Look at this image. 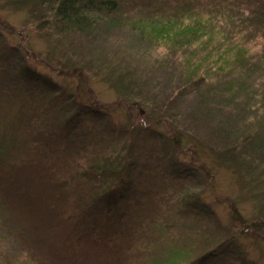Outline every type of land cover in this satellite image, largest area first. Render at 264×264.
<instances>
[{"label": "rangeland", "instance_id": "rangeland-1", "mask_svg": "<svg viewBox=\"0 0 264 264\" xmlns=\"http://www.w3.org/2000/svg\"><path fill=\"white\" fill-rule=\"evenodd\" d=\"M122 1L117 9L119 18L115 21V25L110 26V24L114 23L111 22L112 20H110V24H104V21H97L95 27L87 32L86 30H81V28L61 30L59 28L60 24L58 25V22L54 24L53 20L51 21L52 23L45 24L43 28L42 23L44 20H49L48 18L50 17L46 18L49 15L48 5L43 6L42 0H0V56L8 57V59L10 55L15 56L11 65L10 63L7 64L8 59H4L5 64L0 62V68L7 71L6 76L0 74V128L6 124L7 127H14L7 129L10 135L13 132L15 135H19L22 133H20V128L14 126L15 122L27 123V130L35 126L41 130L45 125L51 126V122L55 119L59 120L62 118L65 120L70 119V117L74 119L76 116L78 119H76L74 123L76 126L73 128H78L76 134L79 136L86 125L99 128L104 126L106 122L111 121L119 133L91 147L88 155L86 154L87 157L80 161L81 171L94 162H101L107 158L115 162L117 157L119 158L129 153V143L134 144L133 153H136V151L137 153H142L143 158H151L152 162L157 164L153 168L154 165L149 160V176H144L146 179L141 184L142 188L138 190V192L143 190L145 192L144 196H148V200H143V205L147 206L149 197L156 198L161 192L166 198L164 202H161V210L159 212L149 213V208L143 210L139 223L145 220L148 223L151 221L159 223L162 220H167L169 228L167 233L172 234L180 245L182 243L188 246L194 245L192 249L195 251L207 245L203 243L200 244V247H197L194 243V239L196 240L205 229L211 230V233L208 234L212 240L211 242L214 244L219 243V245L223 242H228L229 234L236 235L235 241L240 244L241 255L238 257L233 254L232 258L264 264V255L260 252L264 249V238L259 237L260 234L264 235V207L260 209L261 203L264 205V163L257 165L258 167L255 168L254 173L251 175L253 176L252 180L245 171L234 172L223 165L214 169L210 166L212 164L215 165V161L212 154L208 152L210 151L208 147L217 150L220 143H222V139L215 140L217 144L211 139L212 142L208 143L209 145L206 144L207 151L205 146L199 148L200 152L196 157L197 164L201 163L209 167L210 171L212 169L216 191L208 188L207 184L202 183L205 180V173L196 166L197 164L194 165L192 160L195 159L189 151L180 156L173 148L165 146L164 140L166 139L164 137L166 136L164 132H166V125L161 123L162 119H158L163 117V113L158 110V107L156 110L159 114L151 115L148 120V122L150 120L154 122V124L151 123L153 125L150 127L153 132L147 134L149 138L139 139L134 137L136 134L133 137L129 136V130L127 131L129 127H126V125L129 121L133 125H142V121L144 122V119L148 118L146 117L148 116L146 109L142 106L141 108L138 106L133 108L124 104L122 100L118 99V90L113 88V84H111L112 82L117 83L119 80L120 83L122 82L121 86L124 87L123 83H127V81H122L121 74H125L127 70H137L138 80L144 82L142 84V87H144L142 88L143 92L146 93L148 89L153 90L149 91V96L155 98L156 102L160 104L165 94L171 91L173 84L160 71L156 60L160 62L161 59H166L171 70H180L181 68L180 62L184 51L165 49L160 45L152 46L149 43V39L139 34V27L136 26L137 24H133L132 19L146 17L155 12L158 14L162 12V15L170 14L179 5L185 4L183 6H186L188 2H192L193 8H196L195 11L198 12H203L204 10L214 11L217 8L227 11L231 8L238 9L235 6L237 5L246 17L249 16L251 18V13L245 9L247 7L250 8L249 5H252V9H257L264 13V0ZM259 15L261 14L259 13ZM41 17L43 20L40 19ZM219 22L224 23L223 27L229 29L230 32H234L233 26L242 27V35L237 37L234 33L231 38L236 41L240 40L241 46L247 47L249 54L255 56V58L261 55L264 50V26L260 27L259 31L256 26L253 27L247 24L246 21L244 22L243 17H240V21H236L233 26L224 19H219ZM139 48H141L139 54H135ZM22 65L27 67L30 73L40 78V81H36V84H33L31 88L17 79V75L20 73L18 71ZM57 68L59 71H56ZM107 72H109L110 77L106 79L104 73ZM125 76L133 77L130 74H125ZM209 77L208 82L216 79L213 75ZM224 79L225 77L219 80L222 81ZM219 80L217 79L216 83ZM42 82L47 83V88ZM151 92L152 95L154 94L153 96L150 95ZM88 96L96 97L98 103L100 102L107 106L103 107L102 113L104 114L101 113L99 118L90 119L84 110H80L83 108L80 105L88 103ZM195 99V97L189 95L180 101L174 99L172 103H167L165 107L176 102L174 104L176 109L174 108V110L182 113L181 116H183V118H180V125L184 122V124L196 125L197 128H199L198 124H202L204 127L208 126V123L212 122L214 118L212 111L209 110L205 114L200 109H196ZM76 101L78 102L75 104ZM237 101L245 102L249 107H252V112L244 115L246 117L244 119L253 123L251 130L253 131L254 129L264 141V116H262L261 103L258 101L254 102L248 97H241L235 100L236 103ZM212 104L215 103L211 102L207 105ZM222 105H227V107ZM222 105L219 108L224 113L221 116L224 122L216 123L213 128L225 131L226 127L221 122L227 128H231V119L236 114L234 113V108L230 109L228 103ZM19 106L22 107V111L27 112V122L23 119L12 117V114L20 111ZM186 112L191 117L185 115L187 114ZM237 118L240 117L237 116ZM154 119L156 120L154 121ZM193 119L194 122H192ZM156 121L160 124H157ZM143 128L145 127L142 125ZM195 133L200 135L197 131ZM221 135L225 136V133L222 132ZM125 144L127 145L126 150L124 148ZM35 145V142L27 144L25 147L22 145L18 151H15L16 155L24 153L26 161L16 162L15 160L22 172L18 177L15 176L14 184L10 185L14 186L16 190V188H21L23 183L24 190L30 192V194L27 198L18 196L20 199L15 202L16 206L21 209L19 210L18 218L23 219L24 222L22 224L19 220L21 226L18 229L16 227L12 228V231H15L14 236L8 232L11 227L5 226L0 221V264H68L67 262L71 260L61 261L63 256L56 254L62 250L59 244L62 228L60 230V227H55L49 231L48 229H40V227H46L51 225V222L59 221L61 218L59 209H63V204H66V195H68L71 203V206L68 205L66 208L77 210L84 204L85 196L87 194L92 195L93 187L98 184H86L82 182V179L81 182L71 184L68 194H66L68 189L64 192V190L53 188V183L56 179L61 180L68 174L69 170L67 168L70 166V161L67 162V166L66 163H62V160L67 161V154L63 156L60 162L54 159L46 160L45 158L47 157L43 156L31 161L30 154L32 153V147ZM23 147L26 148L24 151ZM123 148L124 154L123 151L121 152ZM80 152L82 157H84L85 152ZM141 160L143 159L141 158ZM9 163L13 164L14 161ZM22 165L23 168L21 167ZM233 172L234 174H232ZM239 176H244V178L239 179ZM204 184L207 187H204ZM77 188H79V192H77ZM237 189L239 190L238 198L236 194H233L237 192ZM217 193L229 194L237 199L238 206L241 209L240 220L255 223L245 234V237H240L236 233L243 228L247 229L246 225L239 224L238 226L235 222L232 224V228H234L232 232L224 230L232 216L227 212L226 203L216 196L218 195ZM196 194L202 198L200 200L203 201L202 205L205 204L204 207L207 203L212 207L209 213L204 211H201V214L192 212L194 216L183 212L180 203L187 198L191 200V197ZM133 196H139V194H133ZM242 196H246L247 199L243 201L241 199ZM128 201L123 204L125 207L124 212L133 215L138 214V209L129 210L131 202ZM36 207L42 209V211L49 210L50 207L55 209L54 213H48V217L39 218L41 220L39 228L35 224V217L33 218L34 220L22 218L25 216L24 210L26 208H32L31 210L34 211ZM187 216L190 218L187 219ZM210 216L211 219H209ZM42 221L47 225L45 226ZM168 234L159 241V247L167 244ZM193 234L196 235V238L191 236ZM35 238L38 239L35 240ZM255 239L259 241L257 244L254 243ZM33 243H36L37 247H34ZM140 247L142 251L145 248L148 249L147 242L142 243ZM55 256H59L60 259L56 260ZM138 261L135 259L133 264H138Z\"/></svg>", "mask_w": 264, "mask_h": 264}, {"label": "trees", "instance_id": "trees-1", "mask_svg": "<svg viewBox=\"0 0 264 264\" xmlns=\"http://www.w3.org/2000/svg\"><path fill=\"white\" fill-rule=\"evenodd\" d=\"M42 1L43 6L48 5L49 15L46 18L50 17L48 18L49 20H44L42 23L43 28L45 24L48 25L53 20L54 24L56 22H58V25L60 24L59 28L61 30L81 28V30H86L87 32L95 27L97 21H104V24H110V20H112L111 22L114 23L110 24V26L115 25V21L119 18L117 9L123 2L122 0ZM183 5H179L170 14L162 15V12L161 14L155 12L150 13L151 15L146 17L132 19L133 24H137L136 26L139 27V34L149 39V43L152 46L160 45L165 49L184 51V54L181 58L180 70H171L166 59H161L162 61L160 60V62L156 60L160 71L173 84L171 91L165 94L160 104L156 102L155 98L149 96V91L153 90L148 89V91L145 90L147 91L146 93L143 92L142 88L144 87H142V84L144 82L138 80L137 70L126 71L125 74L133 76L130 78L125 76V74H123L124 76L121 74L122 81H127V83H123L125 88L121 86L122 82L120 83L119 80L117 83H111L113 84L112 87L118 90V99L122 100L124 104L133 108L135 106L141 108L142 106L146 109V114L148 115L146 117L148 118L144 119V122L142 121V125L145 128L142 129L141 124L133 125L129 121L126 125V127H129L127 128V131L129 130L128 134L130 137L136 134L134 137L148 139L149 136L147 134L153 132L150 127L154 124L153 120L149 122L148 120L151 115L159 114L156 110L158 107V110L163 113V117L158 119H162L161 123L166 125V132H164L166 136L164 137L166 139L164 140L165 146H170L180 156L189 151L195 159L192 161L196 165V157L200 152L199 148L205 146L207 151L206 144L212 142L211 139H213L215 144H217L215 140L222 139L221 146L219 145L217 150L208 147L210 150L208 152L212 154L215 161V165L212 164L210 166L215 169L223 165L234 172L245 171L252 180L253 176L251 175L254 173L255 168L258 167L257 165L264 163V141L254 129L253 131L251 130L253 123L244 119L246 118L244 115L252 112V107H249L245 102L237 101L236 103L235 100L241 97H248L254 102L258 101L261 103L262 116H264V50L258 58H255V56L249 54L247 47L241 46L240 40L236 41L231 36L234 33L237 37L242 35L241 31H243V28L233 26L236 21H240V17H243L244 22L246 21L247 24L253 27L256 26L260 31L264 26V13L263 11L252 9V5H249L250 8L247 7L245 9L251 13V18L249 16V18L246 17L237 5L235 6L238 9L231 8L226 11L217 8L214 11L204 10L203 12L195 11L196 8H193L192 2H188L186 6ZM40 19L43 20L42 17ZM219 19H224L232 24L234 32L225 29L223 27L224 23L219 22ZM141 48L137 49L135 54H139ZM10 56L9 59L8 57L0 56V62H3L1 64H5L4 59H8L7 64L10 63L11 65L15 56ZM56 71H59V69L57 68ZM18 72L20 73L17 75V79L24 82L25 85H29L30 88L33 84H36V81H40V78L30 73L24 65L21 66ZM108 73H104L106 79L110 77ZM0 74L6 76L7 71L0 68ZM210 75H213L216 79L208 82ZM126 77L128 79L125 80ZM223 77L225 79L220 81L219 79ZM217 79L219 81L216 83ZM42 83L47 88V83ZM150 95H152V92ZM189 95L196 98V109H200L205 114L209 110L212 111L214 118L212 122L208 123V126L212 124L210 128L208 126L204 127L202 124H198L199 128H197L196 125H188L184 124V122L180 125V118H183V116H181L182 113L174 110V108L176 109L174 106L176 102L165 107L167 103H172L174 99L180 101ZM211 102L215 104L208 106L207 104ZM225 103H228L230 109L234 108V113L236 114L231 119V128H227L222 123L224 120H222L221 116L224 113L219 107ZM80 106L84 108L80 110H84L90 119L99 118L104 109L103 107H107L103 103H98L96 97L93 96H88V103ZM222 106L227 107V105ZM19 109L20 111L12 114V117L23 119L27 122V112L22 111L21 106H19ZM185 115L191 117L189 113ZM237 116L240 118H237ZM76 119H78L76 116L74 119L72 117L65 120L62 118L59 120L55 119L51 122V126L45 125L43 128L41 127V130L37 129L35 125L34 128L31 127L27 130V123L15 122L14 126L20 128V133H22L19 135H15L14 132L10 135L7 129L14 127H7L6 124H1L3 126L0 128V221L5 226L11 227V229H8L9 233L14 236L15 231L12 230L21 226L19 220L22 224L24 222L23 219L18 218L19 210L21 209L16 206L15 202L19 201L21 197H29L30 194V192L24 190L23 183L21 188H16V190L14 186L10 185L14 184L15 176L18 177L22 172L15 160L16 162L25 160L24 153L16 155L15 151H18L22 145L25 147L27 144L35 142L36 145L32 147V153L30 154L31 161L43 156L47 157L45 158L46 160L54 159L60 162L65 154H67V161L62 160V163H66L67 166V162L70 161V166L67 168L69 170L68 174L61 180L56 179L53 183V188L64 190V192L68 189L66 192L68 194L71 184L81 182L82 179V182L86 184L98 183L93 187V194L85 196L84 204L79 209L66 208L68 205L71 206L68 195H66L67 200L66 204H63V209L58 208L61 212L59 221L51 222L52 224L49 226H46L47 224L42 221L46 227L41 226L40 229H48L50 231V229L52 230L55 227H60V230L62 228L59 236V244L62 250L56 253L63 256L61 261L71 260L67 262L68 264H133L136 259L139 260L138 264H256L255 261L232 258L233 254L238 257L241 255L240 244L235 241L236 235L229 234L228 242H223L219 245V243L214 244L211 242L212 240L208 236L211 230L205 229L197 238L196 235H191L196 238L194 243L197 247H200V244L203 243L207 244L195 251L192 249L194 245L188 246L185 243L180 245L172 234L167 233L169 229L167 220H162L159 223L152 221L148 223L145 220L139 223L143 210L149 208V213H157L161 210V202L166 199L162 192L156 198L149 197L148 207V205H143V200H148V196H144L145 192L143 190L138 192L142 188L141 184L146 179L144 176H149V160L154 165L153 168L157 164H154L151 158H143L142 153H137V151L133 153L134 144L129 143L130 154L117 157L115 162L108 160V158L104 161L100 160L101 162H94L81 171L80 161L87 157L90 148L103 142L106 138L114 136L119 131L110 121L99 128L86 125V127H83L84 130H82L81 135L78 136L76 134L78 128H73L76 126L74 125ZM220 121L226 127L225 131L213 128ZM156 122L160 124L158 121ZM192 122H194V119ZM195 131L200 133V135L196 134ZM222 132L225 133V136L221 135ZM8 135L9 137H7ZM124 148L125 150L127 149L126 144ZM124 148L121 150L123 154L125 152ZM80 151H83L82 153L85 152L84 157H82ZM196 166L205 173V180L202 183L207 184L208 188L215 190L212 169L210 171L209 167L201 163ZM21 167L23 168V165ZM238 178L243 179L244 176H239ZM207 185L204 187H207ZM78 189L77 192H79ZM238 193L239 190L237 189V192L233 194H236L238 198ZM133 194H139V196H133ZM217 194L216 196L226 203L227 212L232 216L224 230L232 232L234 229L232 224L235 222L238 226L239 224L246 225L247 229L243 228L236 233L240 237H245V234L255 223L240 220L241 209L238 206L237 199L229 194ZM200 199L202 198L196 194L191 197V200L187 198L181 202L180 207L188 215H194L192 212L199 214L201 211L209 213L212 207L208 203L204 207L205 204L202 205L203 201ZM241 199L244 201L247 197L242 196ZM125 201L131 202L129 210L138 209L139 213L133 215L124 212L125 207L123 204H125ZM260 206V209H262L264 207L263 203ZM50 208L46 211H42V209L37 207L34 211L31 210L32 208H26L24 210L25 216L22 218L31 220L35 217V220H33L36 221L35 224L39 228V223H41L39 218L48 217L50 212L51 214L54 213L55 209ZM186 218L190 217L187 216ZM209 219H211V216ZM166 234L169 236L166 241L167 244L159 247V241L164 239ZM260 235V238H264L263 234ZM192 237L190 238L192 239ZM146 242L148 249L145 248L142 251L140 245ZM258 242V239H255L254 243L257 244ZM33 244L34 247H37L36 243ZM260 252L264 255V249ZM55 259L59 260L60 258L55 256Z\"/></svg>", "mask_w": 264, "mask_h": 264}]
</instances>
